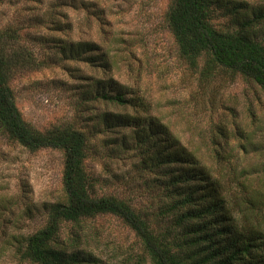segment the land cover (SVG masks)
Listing matches in <instances>:
<instances>
[{"label": "rangeland", "instance_id": "374dc122", "mask_svg": "<svg viewBox=\"0 0 264 264\" xmlns=\"http://www.w3.org/2000/svg\"><path fill=\"white\" fill-rule=\"evenodd\" d=\"M242 1L252 11L264 9V0ZM170 5L0 0V33H11L33 60L10 80L22 119L40 132L81 133L93 194L126 201L159 230L169 224L163 213L168 190L160 183L164 170L142 164L125 118L141 114L145 121H160L225 183L233 187L248 178L264 192V91L240 74L209 68L204 52L182 51L167 22ZM223 13L213 9L212 25L237 29ZM257 33L264 44V25ZM120 93L130 106L100 98ZM215 149L222 161L210 159ZM62 174L60 151H29L0 130V264H30L21 251L52 207L65 200ZM238 193L240 202L251 196ZM84 230L80 246L69 253L94 264H145L140 241L119 218L97 216ZM70 232L69 224L62 227V242Z\"/></svg>", "mask_w": 264, "mask_h": 264}, {"label": "trees", "instance_id": "16d2710c", "mask_svg": "<svg viewBox=\"0 0 264 264\" xmlns=\"http://www.w3.org/2000/svg\"><path fill=\"white\" fill-rule=\"evenodd\" d=\"M215 8L237 29L224 32L215 28ZM167 22L182 51L192 56L204 52L209 56V68L240 74L264 91V44L257 36L258 27L264 25L263 8L252 11L242 0H171ZM11 36L0 33V130L29 151L52 149L63 154L65 200L52 207L46 224L27 239L21 251L23 260L30 264H94L85 255L79 258L69 252L77 250L85 238L81 235L88 220L112 215L138 238L145 264H264V192L259 185L253 186L245 178L231 187L195 152L179 144L160 121H145L140 114L123 123L134 129L132 139L146 169L164 170L160 183L168 190L163 213L169 224L160 230L152 228L126 201L95 196L85 165V137L73 129L40 132L22 119L10 80L15 72L31 67L33 60L15 46ZM100 98L121 107L131 102L124 93ZM213 152L210 159L218 157L219 162V152ZM238 192L251 196L240 202ZM68 224L70 236L62 242L60 233Z\"/></svg>", "mask_w": 264, "mask_h": 264}]
</instances>
